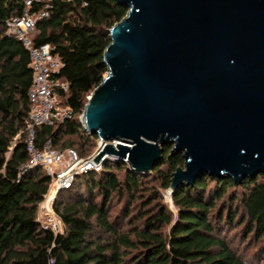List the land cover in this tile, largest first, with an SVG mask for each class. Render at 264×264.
I'll use <instances>...</instances> for the list:
<instances>
[{
  "label": "trees",
  "instance_id": "obj_1",
  "mask_svg": "<svg viewBox=\"0 0 264 264\" xmlns=\"http://www.w3.org/2000/svg\"><path fill=\"white\" fill-rule=\"evenodd\" d=\"M26 1L0 0V264H252L220 234L223 224L235 228L237 220L246 223L244 242L254 235L261 244L263 260L264 173L245 179L240 186L231 177L203 175L172 195L174 214L161 201L151 208L152 200L142 194L145 174L131 172L126 163L105 161L101 172L81 176L58 195L54 209L64 225L63 234L40 225L39 205L52 179L43 167L26 169L33 71L26 47L6 28L9 19L24 14ZM50 5L49 17L37 22L34 43L51 45L63 62L58 79L68 83L69 89L59 96L74 116L36 127L35 145L41 149L51 142L55 149L72 148L74 138L78 154L86 159L99 138L85 130L80 117L108 73L104 53L111 43L109 31L129 10L115 0H51ZM42 8L34 4L31 12ZM162 149L164 159L151 175L159 177L161 189L169 190L173 173L185 161L182 154H173V146ZM121 171L123 181L117 173ZM235 188L245 191L240 208L235 211L230 204L218 210L217 204ZM115 195L130 201L123 211L130 229L121 227L122 216L118 221L111 218ZM134 202L143 206L138 214L140 227L133 226L137 223Z\"/></svg>",
  "mask_w": 264,
  "mask_h": 264
},
{
  "label": "water",
  "instance_id": "obj_2",
  "mask_svg": "<svg viewBox=\"0 0 264 264\" xmlns=\"http://www.w3.org/2000/svg\"><path fill=\"white\" fill-rule=\"evenodd\" d=\"M103 82L80 121L94 162L149 174L182 154L170 193L203 175L264 173V0H115Z\"/></svg>",
  "mask_w": 264,
  "mask_h": 264
},
{
  "label": "built area",
  "instance_id": "obj_3",
  "mask_svg": "<svg viewBox=\"0 0 264 264\" xmlns=\"http://www.w3.org/2000/svg\"><path fill=\"white\" fill-rule=\"evenodd\" d=\"M50 3L51 0H27L24 14L9 19L6 22V28L8 35L15 37L26 47L30 54L33 71V84L29 91L31 110L26 124L27 139L25 143L29 153V163L26 165V169L43 167L52 179V183H55L54 193L49 198L47 203L49 205H46L51 219L47 224L37 220L44 229L58 234L60 233L58 232L59 218L55 210L52 209L55 192L69 190L77 176L101 172L105 161L95 163V155L87 159L78 158L75 150L69 149L65 153L55 149L51 142L46 143L41 149L35 145L36 127L63 123L71 120L74 116L73 109L64 105L59 96V92L65 93L69 89L68 83L58 79L64 66L63 62L54 55V48L51 45L36 46L34 43L37 22L49 17ZM34 4L43 5L42 10L35 14L31 12ZM48 195L49 193L46 197Z\"/></svg>",
  "mask_w": 264,
  "mask_h": 264
},
{
  "label": "rangeland",
  "instance_id": "obj_4",
  "mask_svg": "<svg viewBox=\"0 0 264 264\" xmlns=\"http://www.w3.org/2000/svg\"><path fill=\"white\" fill-rule=\"evenodd\" d=\"M71 142L75 143L72 148L68 147V148L57 149V150L66 153L69 149H73L76 151L78 158H81L77 152L78 140L72 138ZM98 148H99V142H98L97 148H95L94 150L91 151V154L89 157H93L95 155L96 151L98 150ZM89 157H87V158H89ZM67 161H68V159H67ZM182 168L185 170V166H183ZM163 169H165V168H163ZM117 173L119 174L120 179L123 181L124 177H125V172L121 171L120 173L119 172H117ZM151 173L146 175L147 177L144 180L145 188H144V191L142 192V194H144V196L146 197L147 200H152L153 203L151 205V208L156 206V204L161 201L174 214H176V208H175L173 201H172V195L170 193V189L169 190L161 189V187H160L161 183H160L159 177L157 175L153 176V175H151ZM81 178H82L81 176H77L75 181H74V184H75L77 179H81ZM74 184L72 185V187L74 186ZM54 185H55V183H52L50 185L49 195L39 205L38 219L43 224H47L49 222V220L51 219V216L48 215L49 213L46 210V205L47 206L49 205V204H47L49 201V198L52 197V195L54 193V189H55ZM240 185H241V183L238 184V186H240ZM60 192L61 191H59V192L57 191L54 194L55 200H54V203L52 204V209H54V204H55ZM244 193H245V191H243L240 188H235L233 190H230L227 193V195L223 198V200L217 204L218 210L219 209L225 210L227 205L232 204L231 207L236 211L237 209L240 208L239 201L241 200L242 195ZM129 204H130V201L127 198V196L115 195L113 200H112V204H111V208H110L112 219L117 218V221H118L120 216H122L123 219L120 220V225L125 230L130 229L131 228L130 226L132 225V224H130V219H129V221L125 220V218L123 216L124 208L126 207V205H129ZM224 205H225V208H223ZM141 207H143V206H142V203H140V202H134V204L132 205V213H133V217H135L134 221H137V223L133 225L134 227H140L142 224V222L138 220V214L141 211ZM226 212L227 211H225V214H226ZM238 217H239L238 219H240V215H238ZM58 223H59L58 232H60L58 234H63L65 232L64 225L60 219H58ZM235 225H236L235 228H234V226L232 228L228 225L223 224L222 232L220 233L221 236L226 238L227 241L230 242L232 247L235 250H237V252L240 255H242L244 258H247L248 260H250L252 264H264V259L262 260L261 254L259 255V248H260L261 244L258 243L254 239V235L249 236V242H244L248 239V236L246 235V233L244 234V231L246 228V223L243 225L238 224V220H237ZM246 236H247V238H246Z\"/></svg>",
  "mask_w": 264,
  "mask_h": 264
}]
</instances>
